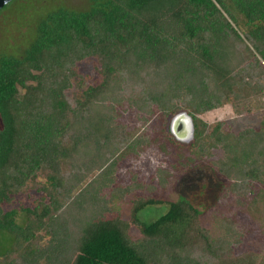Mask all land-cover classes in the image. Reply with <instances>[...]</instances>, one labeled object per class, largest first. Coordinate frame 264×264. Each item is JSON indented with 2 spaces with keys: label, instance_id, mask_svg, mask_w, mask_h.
<instances>
[{
  "label": "trees",
  "instance_id": "1",
  "mask_svg": "<svg viewBox=\"0 0 264 264\" xmlns=\"http://www.w3.org/2000/svg\"><path fill=\"white\" fill-rule=\"evenodd\" d=\"M35 12L20 55L0 54V264H264V253L237 255L195 219L220 191L247 192L260 178L264 127L228 144L217 124L210 148L221 144L227 153L218 173L190 158L179 198L153 220L142 213L156 202L136 200V239L128 222L107 218L103 194L116 189L120 153L136 154L147 142L115 121L116 103L134 95L121 82L143 78L145 95L134 102L148 112L155 105L163 123L187 111L199 126V114L230 101L238 113L251 109L249 97L264 90V0H89L84 9ZM233 24L245 27L242 35ZM89 56L100 61L102 82L66 95L75 63ZM166 136L180 147L170 127ZM39 174L34 205L8 209L12 193ZM199 182L207 188L201 202L187 196Z\"/></svg>",
  "mask_w": 264,
  "mask_h": 264
},
{
  "label": "rangeland",
  "instance_id": "2",
  "mask_svg": "<svg viewBox=\"0 0 264 264\" xmlns=\"http://www.w3.org/2000/svg\"><path fill=\"white\" fill-rule=\"evenodd\" d=\"M27 2H31L35 6L30 3L27 5ZM88 3L89 0H11L0 9V54L4 51L20 55L23 48L29 44L37 17L35 15L32 17L31 14H35V11L45 14L60 6L84 9ZM233 27L241 35L243 34L244 26L233 24ZM243 39L246 40V38ZM100 65V61L95 56L77 61L74 67L75 74L72 77L73 83L65 90L66 95L72 96L83 92L89 86L100 84L103 80ZM142 79H138L135 84H132L130 80L121 82V85L126 86L125 91L134 95L132 99L125 97L121 102L116 103L115 121L124 128L123 131L133 137H144L147 142L136 154L120 153L124 155H120L122 159H119L111 175L116 189L107 188L103 191L105 198L110 199L108 210H105L107 218L119 217L122 221L128 222V233L133 239L140 236L139 230L132 222L135 201L143 199V201L153 200L156 202L149 209L144 210L142 213L144 219L153 220L166 212L170 203L176 201L180 196V181L182 176L187 174V163H189L186 161L192 158L194 162L195 159L194 165L210 172L213 177L218 173L219 163L227 158V153L221 144L210 148L209 143L212 140L209 139V135L215 132L213 130L216 129L217 124L220 123L217 133L225 137L228 144L233 138L232 135L242 130L247 128L259 130L264 127L263 89H258L249 97L252 105L250 110L238 113L233 102H226L218 108L199 114L201 122L198 123V126L187 111H179L170 116L169 122L163 123L162 115L155 105L151 107V112L138 108L134 101L141 100L146 92L144 90L146 88H141L144 85ZM115 80L119 81L118 78ZM261 82L264 81L261 80ZM21 91L24 90L21 89ZM117 92L120 94L121 90L118 88ZM123 95L129 96L127 93ZM181 112H186L190 116L192 121L190 128L184 124V117H181L179 123L174 125L175 116ZM167 126L170 127L176 139L181 141L178 149L166 136ZM196 126H198L197 132ZM174 127L177 129L176 131H173ZM201 145L206 147L203 152L200 149ZM253 161L255 159H251L249 162ZM183 162H186V165H182ZM257 165L260 168V178L249 180L247 192L231 190L222 193L220 191L217 194L216 202L212 203L211 201L209 205L200 204L198 206L201 213L195 218L198 225L207 232L213 241H231L230 250H233L237 255L264 253V163L260 161ZM42 179L43 176L39 174L36 178L29 180L21 190L12 193L13 199L5 203L7 208L19 209L22 204L24 206L32 204L33 206L34 200L41 193L36 186H32V182ZM226 182L229 185V181ZM148 185L153 186L149 188ZM205 186L206 184L203 182L196 185L191 183L187 196L193 201H203L204 199L199 198L207 195ZM124 188L128 190L124 196H121ZM113 193L117 194L116 198H113ZM119 193L120 196H118ZM22 218L23 216H19L17 221L21 222ZM43 236L44 239L40 241L42 244L47 242L50 235L44 233ZM4 248H6L5 244L1 246V251Z\"/></svg>",
  "mask_w": 264,
  "mask_h": 264
},
{
  "label": "water",
  "instance_id": "3",
  "mask_svg": "<svg viewBox=\"0 0 264 264\" xmlns=\"http://www.w3.org/2000/svg\"><path fill=\"white\" fill-rule=\"evenodd\" d=\"M11 0H0V9L5 5V4H7L8 2H10ZM181 117H184V119H185V125H186V127H191V125H192V121H191V118H190V116L186 113V112H181V113H179L177 116H175V118H174V120H173V122H174V125H177L178 123H179V121L181 120L180 118ZM179 126V125H178ZM188 128V129H189ZM177 129H175V127L173 128V131H176ZM178 135H180V134H178Z\"/></svg>",
  "mask_w": 264,
  "mask_h": 264
}]
</instances>
